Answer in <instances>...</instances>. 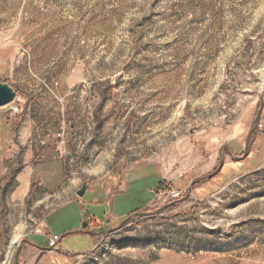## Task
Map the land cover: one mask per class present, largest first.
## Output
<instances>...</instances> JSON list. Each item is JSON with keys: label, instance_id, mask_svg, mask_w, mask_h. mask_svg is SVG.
Here are the masks:
<instances>
[{"label": "rangeland", "instance_id": "1", "mask_svg": "<svg viewBox=\"0 0 264 264\" xmlns=\"http://www.w3.org/2000/svg\"><path fill=\"white\" fill-rule=\"evenodd\" d=\"M0 82L18 106L0 107V264H264V0H0ZM140 163L165 182L75 201ZM80 206L88 248L28 242L81 227Z\"/></svg>", "mask_w": 264, "mask_h": 264}, {"label": "crops", "instance_id": "2", "mask_svg": "<svg viewBox=\"0 0 264 264\" xmlns=\"http://www.w3.org/2000/svg\"><path fill=\"white\" fill-rule=\"evenodd\" d=\"M5 108L9 109V105H7ZM11 121L9 120L8 117L2 118L1 114H0V160L4 159L8 154L5 150V146L10 143V138H9V125H10ZM30 150L26 151V161L23 163V167L22 169L17 173L15 179L17 181V186L15 187V196L18 198H27L28 193L31 190L32 187V180H33V176H34V171L35 168L37 167V164H31L29 161L31 159L32 153H29ZM32 152V151H31ZM28 161V162H27ZM154 173L157 175L158 178V183L156 186L162 185L163 182H165L164 180L166 179L164 176H162L163 174L161 173L160 168H158L156 165L152 164V163H140L136 166L131 167L130 169L127 170V172L123 175L121 181L119 182L118 186H115V188H113V191H111V187L109 188L107 185V182H101V183H96L94 184V186H89L86 187L84 194H88V196H91V198H89V200L86 198V200H83V197L80 198H76L75 199H69L67 202L70 201H76L77 203H91V204H95L97 207H101L99 206V204H104L105 206L107 205V203L109 201H111V197H113L114 194L117 193H127L129 191V186L128 183H133L136 182L138 180H142V177H144L145 174L148 173ZM6 173V169L3 167H0V187L2 186V183L4 182V175ZM142 175V176H141ZM185 180L183 179H179L177 181L174 182V185L176 186H180L182 184H184ZM153 187V188H155ZM151 189V188H150ZM83 194V195H84ZM115 196L112 198V202H114L115 200ZM148 203V202H147ZM147 206V205H145ZM81 207V206H80ZM112 208V207H111ZM108 208L107 209V213H105V216L107 217L105 222H112L114 220H117L119 218H121V216L112 213V209ZM82 209V214L79 216V221H86V226L87 228H82V226L80 227V225H78L77 227H72L69 229H66L64 231V233L62 235H59V239L56 242L55 246L58 244L59 245H63L64 243L67 244V240L66 238L69 235H73L74 233L76 235H78L77 237L71 238L73 239L72 242H77L79 245L82 244L84 245V249L88 248L89 245V235L92 233H95V229L93 227H95L96 225H98L99 219L98 217L96 218V215H91L88 212H86L83 207H81ZM53 213L50 212L49 214ZM48 214V215H49ZM92 220H95L92 221ZM45 229H46V233L48 234V236H45L42 242L39 241H32V240H28V242L32 245L33 248H35L36 250H41L44 251L45 249H51L50 246H48V239L49 236L54 235L56 233L51 232L50 230L47 229V222L45 221ZM37 235V234H36ZM80 236L83 237L80 239Z\"/></svg>", "mask_w": 264, "mask_h": 264}, {"label": "water", "instance_id": "3", "mask_svg": "<svg viewBox=\"0 0 264 264\" xmlns=\"http://www.w3.org/2000/svg\"><path fill=\"white\" fill-rule=\"evenodd\" d=\"M15 97H16V93L13 91V89L6 83L0 82V107L13 103ZM243 156H246V151L244 152ZM85 189H86V186L83 185L76 192L77 196L82 197L85 192ZM85 227H86V223H83L82 228H85Z\"/></svg>", "mask_w": 264, "mask_h": 264}, {"label": "built area", "instance_id": "4", "mask_svg": "<svg viewBox=\"0 0 264 264\" xmlns=\"http://www.w3.org/2000/svg\"><path fill=\"white\" fill-rule=\"evenodd\" d=\"M9 109H10V111H12V112H17L18 111V106L13 102V103H11L10 105H9ZM180 195V192L179 191H174L173 192V195H171V197H178ZM57 240H58V236H53L50 240H49V246L51 247V246H54L55 244H56V242H57Z\"/></svg>", "mask_w": 264, "mask_h": 264}, {"label": "bare ground", "instance_id": "5", "mask_svg": "<svg viewBox=\"0 0 264 264\" xmlns=\"http://www.w3.org/2000/svg\"><path fill=\"white\" fill-rule=\"evenodd\" d=\"M18 237H13V239L11 240L10 244H11L12 249L7 252L8 256L12 255L14 247L18 244V241H19Z\"/></svg>", "mask_w": 264, "mask_h": 264}, {"label": "trees", "instance_id": "6", "mask_svg": "<svg viewBox=\"0 0 264 264\" xmlns=\"http://www.w3.org/2000/svg\"><path fill=\"white\" fill-rule=\"evenodd\" d=\"M31 191H32V189H31Z\"/></svg>", "mask_w": 264, "mask_h": 264}]
</instances>
